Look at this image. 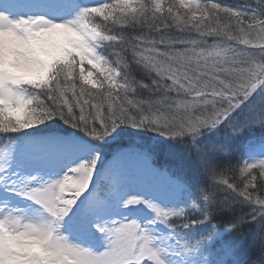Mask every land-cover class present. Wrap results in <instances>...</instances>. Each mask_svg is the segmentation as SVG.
Listing matches in <instances>:
<instances>
[{"label": "snow or ice", "instance_id": "1", "mask_svg": "<svg viewBox=\"0 0 264 264\" xmlns=\"http://www.w3.org/2000/svg\"><path fill=\"white\" fill-rule=\"evenodd\" d=\"M0 264H264V0H0Z\"/></svg>", "mask_w": 264, "mask_h": 264}]
</instances>
